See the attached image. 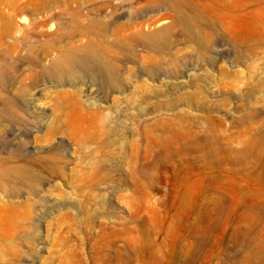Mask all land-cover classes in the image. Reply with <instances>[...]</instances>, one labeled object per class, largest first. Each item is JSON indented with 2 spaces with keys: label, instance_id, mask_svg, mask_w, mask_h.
<instances>
[{
  "label": "rangeland",
  "instance_id": "rangeland-1",
  "mask_svg": "<svg viewBox=\"0 0 264 264\" xmlns=\"http://www.w3.org/2000/svg\"><path fill=\"white\" fill-rule=\"evenodd\" d=\"M0 264H264V0H0Z\"/></svg>",
  "mask_w": 264,
  "mask_h": 264
},
{
  "label": "bare ground",
  "instance_id": "bare-ground-1",
  "mask_svg": "<svg viewBox=\"0 0 264 264\" xmlns=\"http://www.w3.org/2000/svg\"><path fill=\"white\" fill-rule=\"evenodd\" d=\"M201 17V16H200ZM199 18H196L195 19V22L193 23V24H191V23H189V22H185L184 23V30H185V32L186 33H188L189 35H194L195 34V30H194V28L193 27H197V26H199ZM142 35V34H141ZM144 35V34H143ZM151 39V38H150ZM82 63L83 64H85L84 66L85 67H87V68H89V65H90V61L87 59V58H84L83 60H82ZM76 62L74 63H72L71 64V68L74 70V69H76ZM153 72V71H152ZM111 77V79H113V76L111 75L110 76ZM215 209V208H214Z\"/></svg>",
  "mask_w": 264,
  "mask_h": 264
}]
</instances>
